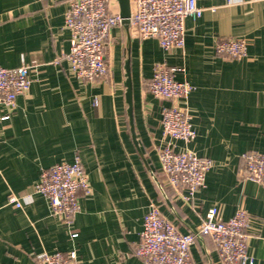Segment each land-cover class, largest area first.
Returning a JSON list of instances; mask_svg holds the SVG:
<instances>
[{"label": "crops", "instance_id": "0c3cea01", "mask_svg": "<svg viewBox=\"0 0 264 264\" xmlns=\"http://www.w3.org/2000/svg\"><path fill=\"white\" fill-rule=\"evenodd\" d=\"M70 2L0 0V68L25 64L31 79L12 111L0 104V264H39L38 255L58 251H75L78 264H145L136 248L151 205L183 234L197 230L213 207L223 221L247 211L249 252L264 264V186L239 178L242 154H264V0H199L203 15L186 20L183 49L164 50L155 39L132 37L124 24L114 27L105 46L111 84L71 73ZM222 39L246 40L247 57L217 56ZM127 61L137 145L127 114ZM158 64L183 68L176 79L193 87L176 103L190 114L197 138L174 142L176 150L213 163L191 202L181 198L185 188L159 185L168 142L161 119L171 102L148 89ZM77 158L92 194L79 193L80 212L67 226L35 186L42 170ZM13 196L21 208L10 203ZM191 256L194 264H222L210 237L197 241Z\"/></svg>", "mask_w": 264, "mask_h": 264}, {"label": "built area", "instance_id": "2783aa9c", "mask_svg": "<svg viewBox=\"0 0 264 264\" xmlns=\"http://www.w3.org/2000/svg\"><path fill=\"white\" fill-rule=\"evenodd\" d=\"M199 0H131V16L128 21L130 35L139 40L155 39L164 50L183 49L185 46V22L188 18L202 17ZM119 8V7H118ZM123 24L119 10L112 9V0H71L65 18V27L71 31L72 40L66 59L71 73L84 81L96 83L108 81L110 69L106 62L105 46L111 30ZM217 56L240 60L248 55V43L244 39H222L216 43ZM183 68L158 64L149 82L150 93L171 102L162 113L161 127L168 142L160 150L163 182H158L187 193L182 200L191 202L196 193L205 187L206 176L212 168L209 158L198 156L192 150L178 151L174 142L191 143L197 138L192 118L187 110L176 102L186 100L193 91L187 82L176 79ZM31 88L30 68L22 64L17 68H0V104L12 111L16 99ZM95 104L98 99L95 98ZM8 119V116L2 120ZM241 180L253 181L264 186V154L250 151L242 154ZM92 194L88 176L82 162H62L42 170L35 192L44 196L52 215L67 226L80 212L79 193ZM10 203L21 208L14 196ZM218 209L211 208L195 231L181 233L175 224L167 220L156 205H151L144 217L141 241L136 255L145 264H194L192 246L210 237L217 244L222 264H254L248 248L251 227L250 214L242 209L227 221L218 220ZM77 235H73L76 237ZM39 264H78L75 251L68 253H42Z\"/></svg>", "mask_w": 264, "mask_h": 264}, {"label": "water", "instance_id": "95a60500", "mask_svg": "<svg viewBox=\"0 0 264 264\" xmlns=\"http://www.w3.org/2000/svg\"><path fill=\"white\" fill-rule=\"evenodd\" d=\"M118 6H119V13L121 18L123 19V24L126 27H129L128 21L131 16V0H117ZM125 70H126V81H125V88H126V103L128 105V118L130 122V128L131 133L134 139L135 144L136 142V135L134 132V114H133V101H132V94H133V87H132V81L130 76V62L127 61L125 64Z\"/></svg>", "mask_w": 264, "mask_h": 264}]
</instances>
